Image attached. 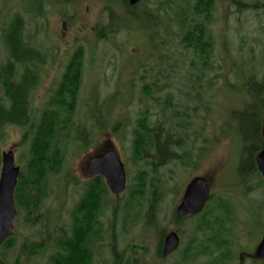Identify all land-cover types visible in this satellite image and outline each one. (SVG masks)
I'll return each mask as SVG.
<instances>
[{
    "label": "rangeland",
    "instance_id": "1",
    "mask_svg": "<svg viewBox=\"0 0 264 264\" xmlns=\"http://www.w3.org/2000/svg\"><path fill=\"white\" fill-rule=\"evenodd\" d=\"M15 1L0 0L6 21L20 15V9H14L16 5L11 3ZM123 1L27 0V7L35 8L27 18L20 15L24 19L21 20L24 38L29 39L26 44L35 50L42 48L51 61L46 64L50 66L42 67L50 78L43 76L41 91L33 93V108L42 107L48 99L44 89L62 74L65 62L59 60L54 50L59 53L66 47L71 50L83 47L84 66L71 132L75 137L74 128L86 129L91 143L87 150L79 152L73 149L71 138L59 146L64 168L59 176L47 180L50 194L42 201L39 219L35 221L36 215H33L27 220L24 209H17L14 202L17 213L12 247L0 249V258L7 264H14L17 258L20 264H50L49 257L54 250L41 249L27 257L21 253L22 243L26 240L39 243L44 231L54 236L67 226L69 214L83 193L82 183L91 179L85 171L87 162L113 149L126 172V188L119 195L120 204L127 201V187L136 183L135 176L142 171L147 174L144 197L136 209L128 214L119 211L116 225L119 254L128 257L129 246H133L140 258L138 264H263L264 261H256L253 256L263 236L264 184L259 174L249 175L244 184L240 182V142L234 137L235 127L229 122L230 113L240 110L245 102L244 78L251 76L254 81H261L264 76V0H236V5L232 0L213 1L209 17L201 15L200 18L210 46L205 64L193 49L185 48L186 26L191 24L178 25L180 18L189 22L192 16L186 17L184 12L177 15L175 8L180 5L188 12L197 0H187V4L174 0L175 5L170 6H163L167 0H147L130 7ZM6 7H11L10 11ZM110 16L115 27L112 34L109 33ZM195 42L192 41L193 47ZM3 60L0 46V61ZM145 86L150 88L153 100L144 95ZM145 111H148L150 126L162 124L166 131H171L174 140H181L180 148L173 151L185 156L182 161L157 168L156 181L151 180V171L143 162L132 161L133 131ZM22 129L16 126L4 129L0 138V168L1 153L12 149L15 165L26 173L28 155L27 147L21 145L25 132ZM153 154L151 151L150 155ZM250 167L242 172L246 173ZM65 175L72 178L67 184ZM198 176L209 184L211 198L207 207L213 217L222 214L215 209L222 205L226 207L229 221L223 222L222 255L221 251L214 250L211 256L190 257L183 262V253L202 218L199 215L190 223H178L174 221V212L186 184ZM153 184L161 188V193L155 195L159 204L154 211L149 208ZM108 209L104 203L105 236L98 246L95 264L112 263L108 251L112 217ZM125 217L126 222L122 223ZM215 226L216 223L213 226L216 229ZM171 232L179 234L180 247L171 256L163 257V239ZM203 234L196 232L195 236L206 243Z\"/></svg>",
    "mask_w": 264,
    "mask_h": 264
},
{
    "label": "trees",
    "instance_id": "2",
    "mask_svg": "<svg viewBox=\"0 0 264 264\" xmlns=\"http://www.w3.org/2000/svg\"><path fill=\"white\" fill-rule=\"evenodd\" d=\"M147 0L142 1L141 3ZM174 0H167L164 5H175ZM187 4V0H183ZM214 0H197L189 7V14L180 5H176L177 15L184 12L185 16H192L189 22L187 19H179L178 25L186 26L187 37L183 40L188 42L187 47L193 49V53L198 57L199 54L202 63L205 64L209 59V42L205 25L200 22L201 15L205 18L209 17L210 9ZM236 0L232 2L236 5ZM128 6L127 0L123 1ZM130 7V6H128ZM188 14V15H187ZM110 20V34L114 31L113 16ZM115 24H117L115 22ZM118 27H120L118 25ZM113 28V29H112ZM146 28V25H144ZM116 30V29H115ZM23 24L13 22L11 24L9 34L5 38V44L10 49L11 59L14 61H24L34 59L36 50L26 44L23 35ZM99 37V36H98ZM195 40L194 47L191 45ZM15 46V47H14ZM83 47L78 46L74 49L68 63L64 67L60 79L54 83L51 95L41 108H33L32 95L40 84V75L33 68L25 65L21 74V82L10 85L9 102L11 107L6 109L5 105L0 103V138H3L4 129L10 126L25 129L22 136L21 145L27 147L28 161L26 165V173L20 170L16 189L14 192V202L16 208H23L26 218L35 216V221L40 218L39 208L48 198L50 191L47 180L52 176H59L64 168L63 156L60 145L68 138H71L73 149L77 152L87 150L91 143L89 133L86 129L74 128L75 137L72 134L73 115L78 103V89L81 86V73L83 72ZM197 53V54H196ZM13 64V63H12ZM19 72H13L11 69L10 76L13 77ZM2 73L0 71V85H3ZM245 102L240 110L230 113L229 125L235 127L234 137L240 142L238 178L242 184L248 180L249 175L259 174L255 165L254 156L263 148V140L261 139V128L264 117V76L261 81H254L249 76L244 78ZM143 93L147 98L153 100V95L149 87L145 86ZM156 100V99H154ZM102 108V107H101ZM110 109V108H109ZM91 113V111H90ZM93 116V115H92ZM37 117V118H36ZM36 118V120H35ZM22 129V130H23ZM181 140H174L171 131H166L162 124L150 126L148 124V111L142 113L137 120V127L133 131V155L132 161L135 164L143 162L145 168L150 169L152 181H156L159 176L156 174L160 167L168 164L182 161L185 156L177 154L174 149L180 148ZM154 151L153 155L150 152ZM74 153H76L74 151ZM251 166L246 173V168ZM243 171V172H242ZM147 174L145 171L135 176V184L127 187L128 199L122 201V198H110L104 180L101 177H95L82 183L83 193L79 201L75 204L69 214V223L61 230L56 231L51 236L44 231L43 236L39 238V243H30L27 240L21 245V253L30 257L41 249H52L53 254L49 257L50 264H95V258L98 254V246L103 243L105 232L102 223V206L105 205L110 209L112 220L109 225V253L112 259L111 264H138L140 261L137 250L129 246L128 257L117 250V234L116 225L119 219V211L128 212L136 209V204L140 203V199L144 197L146 190ZM65 181L67 184L70 176ZM262 184L264 181L262 179ZM153 191V192H152ZM161 193V188L155 184L152 185L151 194L149 195V208L154 211L158 206V197L156 194ZM160 196V195H159ZM108 198H110L108 200ZM157 203V204H156ZM139 205H137L138 208ZM222 213L214 218L213 212L208 207L200 214L202 222L197 225L196 232H203L206 243H201L195 236L190 242L188 248L183 253L182 261L186 262L190 257L211 256L214 250L221 251L223 254L224 245L220 244L224 240L220 239L223 233V222L229 221L226 217L225 209L219 205L215 208ZM138 210V209H137ZM36 213V214H35ZM127 216V215H126ZM107 217V216H106ZM195 218V217H193ZM136 222V219L133 218ZM175 222H192L191 217L176 218ZM126 222V217L122 219V223ZM216 223V229L213 227ZM47 228V226H45ZM210 232V235H208ZM12 238H8L0 249H10ZM195 244L196 248H193ZM197 244V245H196ZM11 246V247H10ZM193 251L194 254H191ZM226 251V250H225ZM224 257V255H223ZM264 264V262H262ZM0 264H7L3 258H0ZM14 264H20L17 258Z\"/></svg>",
    "mask_w": 264,
    "mask_h": 264
},
{
    "label": "water",
    "instance_id": "3",
    "mask_svg": "<svg viewBox=\"0 0 264 264\" xmlns=\"http://www.w3.org/2000/svg\"><path fill=\"white\" fill-rule=\"evenodd\" d=\"M142 0H128L134 6ZM263 149L256 157V166L264 179V122L262 127ZM89 177L102 176L110 192L118 197L126 187L124 166L115 151L110 150L103 155L90 159L86 166ZM19 175V168L14 165L12 150L1 153L0 168V247L12 236L13 223L16 217L13 195ZM210 188L204 177H195L185 187L183 197L175 210L177 217L196 216L200 214L209 200ZM179 237L175 232L169 233L163 243L161 255L167 257L177 250ZM254 259L264 260V230Z\"/></svg>",
    "mask_w": 264,
    "mask_h": 264
},
{
    "label": "flooded vegetation",
    "instance_id": "4",
    "mask_svg": "<svg viewBox=\"0 0 264 264\" xmlns=\"http://www.w3.org/2000/svg\"><path fill=\"white\" fill-rule=\"evenodd\" d=\"M1 1H4V0H1ZM54 1L57 2V0H47V2H51V3H53ZM68 1H70V0H66V2H68ZM11 3L16 5V6H14V9H20V15L25 17V18H27L26 16H27V14L30 13L31 9L33 11V9L35 8L34 6L27 7V4H29V3H27V0H16L15 2H11ZM39 6H41V5H38V7ZM48 7H50V6H48ZM10 8L11 7H6V10L10 11ZM20 15L17 14L16 16L13 17V19L11 21L10 20L6 21L5 12L2 10V8L0 6V29L1 30L3 29L2 30V40L3 41L0 44V46L2 48L3 55H4V60L0 61V71L2 73V78H3L2 79L3 85H0V103L4 104L7 110H9L11 107V104L9 102V95H8L7 91H9L11 84L15 86L16 83L21 82L20 77H21V74L23 72L25 65L30 67V68H33L36 72H38V74L40 75V78H41L40 84L37 85V89H36V91H34V93L41 91L43 76L46 79L50 78L48 73H43L44 71H42L43 66L45 67L46 64L51 63V61L49 59H47L48 54L46 53L47 54L46 55L45 52H43L42 48L36 49L37 54H36V57L34 59H29V60H24V61H19V60L14 61L13 59H11L10 49L5 44V38L9 34L11 24L13 22L20 23V21L23 19V17H21ZM63 23L66 25V22L63 21ZM54 51L56 52V54H59V60L65 62V64L63 63V67H62V73H63L64 67L68 63V60H69L70 56L72 55L74 49L71 50L70 47H66L63 51H60L59 53L56 49ZM48 66H50V65H48ZM48 66H46V67H48ZM12 68H13V72H17V71L19 72V74H16V76L13 77V82L11 81L12 76H10V72H11ZM56 82L57 81H54V82L52 81L51 84L44 89L43 93L46 95V97H48V95L52 94V91L54 89L53 85ZM261 139H262V128H261ZM110 150H112V149L104 151L103 153H101L99 155H103ZM255 165H256V161H255ZM163 242H164V240H163ZM162 247H163V244H162ZM161 251H162V248H161Z\"/></svg>",
    "mask_w": 264,
    "mask_h": 264
}]
</instances>
